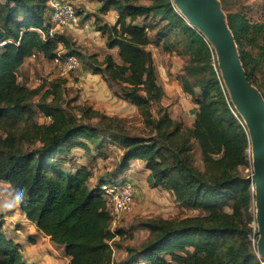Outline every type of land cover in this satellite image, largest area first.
I'll use <instances>...</instances> for the list:
<instances>
[{"label":"trees","instance_id":"obj_1","mask_svg":"<svg viewBox=\"0 0 264 264\" xmlns=\"http://www.w3.org/2000/svg\"><path fill=\"white\" fill-rule=\"evenodd\" d=\"M97 1L94 30L107 49H117L118 60L110 52L101 58L88 54L63 32L50 34L47 0H0V182L27 190V203L19 211L62 248L69 264H260L252 226L253 183L239 171L249 166L250 137L210 62V43L188 24L174 0ZM111 10L116 17L108 23L101 15ZM226 20L246 76L257 85L264 23L251 22L241 11L226 13ZM152 45L188 57L175 76L197 106L188 127L160 104L165 91L157 80ZM39 54L49 61L75 56L117 98L136 106L148 133L130 134L118 119L85 104L76 106L78 113L69 110L66 78L36 87L19 81L25 60ZM259 90L264 98V89ZM108 144L121 147V156L113 170L91 184V168L75 166L73 150L90 153L92 145L97 156L89 157L95 161ZM194 145L203 169L194 164ZM134 160L148 170L150 187L164 188L181 207L206 214L142 222L149 231L146 242L126 246L125 257L116 260L113 242L124 232L111 228L100 185L124 180ZM13 245L1 216L0 264H27Z\"/></svg>","mask_w":264,"mask_h":264},{"label":"rangeland","instance_id":"obj_2","mask_svg":"<svg viewBox=\"0 0 264 264\" xmlns=\"http://www.w3.org/2000/svg\"><path fill=\"white\" fill-rule=\"evenodd\" d=\"M70 1L80 14L85 13V17H93V15H96V9L100 6L97 0ZM136 1L143 4H148L150 2L149 0ZM216 1L225 19L226 13L241 11L246 14L251 22L264 23V0ZM82 23L79 24L78 28H83V26H81ZM78 28L58 27L55 31L63 32L72 39L76 38L74 42L83 46L88 54L93 51L100 52L103 50L104 45H102V38L104 37L100 34L90 33L93 32L94 26L84 31L72 30ZM71 32H78V34L76 35L73 33L74 35H72ZM88 32L90 33L89 35ZM77 36L82 37L77 38ZM211 47L213 52H211L210 62L213 65L215 50L212 44ZM150 48L156 63L158 83L167 90V94L165 93L166 96L161 99L160 104L167 108L169 114L174 117V119L184 120V126L188 127L191 120L184 108L183 100H186L189 104L188 112H192L193 102L190 98L186 97L185 93L181 91V88L180 92L178 91L177 93L176 89L174 90L170 87L173 86L172 81H174L175 76L179 74L181 66L188 61V57L177 53H166L161 49V46L154 47L152 45ZM253 53H255V51H253ZM112 54L114 58L118 60L117 53L114 52ZM215 61L218 68L217 75H220L221 71L218 66L217 58ZM78 62L79 66L76 69L63 72L53 61H49L39 54L25 60L24 64L18 70V79L29 87H36L43 81H51L57 77L66 78L65 98L69 101V110L78 113L76 106L85 104L94 110H98L102 114L118 119L121 125L130 134L145 135L148 133L136 106L128 101L117 98L100 75L92 74L83 66L79 59ZM261 69V76H257V85L261 89H264V62L262 63ZM257 85L254 86L261 93ZM153 110L155 116H157L158 106L154 105ZM37 120L42 121L43 117L38 114ZM93 120L95 122V119ZM90 148V153H84L80 149H74L73 155L75 159L73 163L75 166L81 164L89 165L92 170V179L90 180L92 184L100 175H104L107 171L114 169L121 156L122 149L114 144H108L104 148L105 151L100 155L98 154L99 158H96L95 161H91L89 156H97V153L92 145H90ZM192 157L194 164L199 169H203L201 153L197 145H194ZM251 157L252 152L249 157V166L240 167L239 169L241 175L246 178H250L253 175ZM146 172L145 165L139 160L124 170V178L134 182L135 186H137V194L135 195L131 209L121 215L120 220L113 226L114 229H121L124 232L123 235H117L113 242V256L116 260H121L125 257L126 246L139 247L146 242L149 237V231L143 227L142 222L156 218L172 219L185 216H202L206 214V212L199 209L181 207L174 200L173 195L164 188L150 187L145 180ZM253 184H250V190L254 192L255 189L253 188ZM9 188L11 189V187L4 185L0 187L3 192L10 190ZM256 210V203L255 200H253L251 212L254 214V217L256 216ZM15 211L16 209L8 213H0V215L3 216L4 219V233L7 238L13 240V248L21 255L22 260L27 264H36V259H38V257H36V252L40 251L41 254L38 255L40 258L42 256V258L39 264H68L62 248L56 247L45 235L38 231L35 224L25 221L26 219L20 215H16ZM173 264L179 263L174 262Z\"/></svg>","mask_w":264,"mask_h":264},{"label":"water","instance_id":"obj_3","mask_svg":"<svg viewBox=\"0 0 264 264\" xmlns=\"http://www.w3.org/2000/svg\"><path fill=\"white\" fill-rule=\"evenodd\" d=\"M178 11L190 26L195 27L217 55L223 83L235 110L245 121L251 140L254 200L257 207L254 230H257L256 249L264 260V99L248 80L240 62L234 36L216 0H174Z\"/></svg>","mask_w":264,"mask_h":264},{"label":"built area","instance_id":"obj_4","mask_svg":"<svg viewBox=\"0 0 264 264\" xmlns=\"http://www.w3.org/2000/svg\"><path fill=\"white\" fill-rule=\"evenodd\" d=\"M47 5L51 12L49 19L50 34H52L58 27H79L80 18L76 8L70 0H47ZM83 27L87 28L88 26L84 25ZM213 56L214 64L212 66L214 71L218 73L215 61L216 56L215 54ZM53 62L58 68H61L63 72L71 71L79 66L78 59L75 56H68L62 60L54 59ZM231 111L236 115V111L233 108H231ZM100 188L107 200V210L111 217L112 228L120 220L121 215L131 209L135 195L137 194V186H135L134 182L124 179L114 183L101 184ZM0 192L3 191L0 189ZM251 241L252 244H254L255 239L252 237ZM259 260L260 264H264V260L261 258H259Z\"/></svg>","mask_w":264,"mask_h":264},{"label":"crops","instance_id":"obj_5","mask_svg":"<svg viewBox=\"0 0 264 264\" xmlns=\"http://www.w3.org/2000/svg\"><path fill=\"white\" fill-rule=\"evenodd\" d=\"M99 4V3H98ZM96 11H97V9H96ZM79 14V16H80V18H82V21H83V25L82 26H88L87 28L86 27H83V28H78V29H72V30H80V31H84L85 29H89L90 27L91 28H93V20H94V17H92V16H89L88 17V19L85 17L86 15H85V13H82V14H80V13H78ZM87 15H88V13H87ZM102 16V18L104 19V21H106V22H108V23H113L114 21H115V17H116V15H115V13L111 10V11H109L107 14H105V15H101ZM93 32H90V33H94V34H99V32H97V31H95V30H92ZM72 33V35H74L73 33H75V32H71ZM80 33H82V32H80ZM89 32H88V35L90 34ZM76 35L78 34V32L77 33H75ZM80 38V37H82V36H77V38ZM102 38V37H101ZM75 39L76 38H73V40L75 41ZM102 41H103V44L102 45H104L103 46V50L102 51H100V52H98V51H93V52H91V53H97L98 55H99V57L101 58L102 57V55L103 54H105V53H107V52H110V53H117V49L116 48H114V49H112V50H109V49H107L106 48V45H105V38H102ZM87 43H88V40H87ZM79 45V44H78ZM82 48H83V46H81ZM88 47V46H87ZM83 50L85 51V49L83 48ZM111 51H114V52H111ZM86 52V51H85ZM118 59V58H117ZM168 85V84H167ZM170 85V84H169ZM172 85L173 86H170L172 89H176V92L178 93V91L180 92V86L178 85V83H177V81L176 80H174V81H172ZM164 91H165V93L167 94V90H165V87H164ZM186 95V94H185ZM166 95H164V97H165ZM186 97H188L187 95H186ZM189 98V97H188ZM183 105H184V108L186 109V112H187V114H188V117L190 118V122H189V126H190V124H191V122H192V120H193V118H194V115H195V112H196V109H197V106L193 103V108H192V112L190 113V112H188V108H189V104H188V102L186 101V100H183ZM172 117V116H171ZM172 118H174V117H172ZM184 121V120H183ZM76 149H80V150H82L81 148H76ZM83 151V150H82ZM84 152V151H83ZM98 159V158H97ZM137 160H134L130 165H132L134 162H136ZM140 161V160H139ZM142 162V161H141ZM143 163V162H142ZM147 172H146V176H145V180H146V177H147V174H148V170H146ZM124 177H125V175H124ZM92 179V178H91ZM90 179V180H91ZM8 186V187H10L9 186V184H7V183H4V182H0V187L1 186ZM10 189V188H9ZM15 214L16 215H20L21 217H24L23 215H22V213L19 211V208H17L16 209V211H15ZM1 216V215H0ZM4 217H6V216H4ZM25 218V217H24ZM26 219V218H25ZM4 220V219H3ZM25 221H27V222H29L27 219L25 220ZM31 223V222H30ZM39 231V230H38ZM40 232V231H39ZM42 233V232H41ZM43 234V233H42ZM44 235V234H43ZM45 237H47L48 239H49V237L48 236H45ZM38 254H41V252L39 251V252H36V257H38V259H36V264H39V262L41 263V258H42V256H41V258H40V256L38 255ZM66 256V255H65ZM66 260H67V263L69 264V257H67L66 256ZM29 263V262H28Z\"/></svg>","mask_w":264,"mask_h":264},{"label":"clouds","instance_id":"obj_6","mask_svg":"<svg viewBox=\"0 0 264 264\" xmlns=\"http://www.w3.org/2000/svg\"><path fill=\"white\" fill-rule=\"evenodd\" d=\"M27 200V190L23 187L11 188L10 190L0 192V213L11 212L26 204Z\"/></svg>","mask_w":264,"mask_h":264},{"label":"bare ground","instance_id":"obj_7","mask_svg":"<svg viewBox=\"0 0 264 264\" xmlns=\"http://www.w3.org/2000/svg\"><path fill=\"white\" fill-rule=\"evenodd\" d=\"M215 56H216V58H217V55H216V52H215ZM221 71V70H220ZM221 73V72H220ZM245 122V121H244ZM251 159L252 160H254V155H253V153H252V157H251ZM255 184V183H254ZM254 184H253V188L255 189L256 188V186L254 187ZM256 215H257V210H256V213H255ZM254 225H255V222H254Z\"/></svg>","mask_w":264,"mask_h":264}]
</instances>
